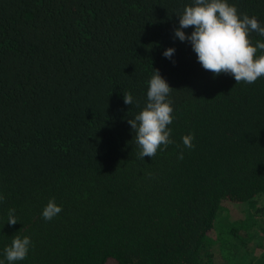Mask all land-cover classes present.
Returning <instances> with one entry per match:
<instances>
[{"label":"trees","instance_id":"16d2710c","mask_svg":"<svg viewBox=\"0 0 264 264\" xmlns=\"http://www.w3.org/2000/svg\"><path fill=\"white\" fill-rule=\"evenodd\" d=\"M227 2L264 26V0ZM186 6L0 0V264L16 236L32 244L13 264H210L214 241L248 243L243 204L264 196V77L203 69L174 35ZM154 70L173 89V143L140 159L128 120ZM50 200L62 211L46 221ZM221 255L215 264H252Z\"/></svg>","mask_w":264,"mask_h":264},{"label":"clouds","instance_id":"9594fccd","mask_svg":"<svg viewBox=\"0 0 264 264\" xmlns=\"http://www.w3.org/2000/svg\"><path fill=\"white\" fill-rule=\"evenodd\" d=\"M178 16L179 27L174 35L181 42H190L203 69L214 76L229 74L236 84H253L264 77V55L257 56L258 50H264V42L257 41L253 46L249 38L252 32L264 36V26L256 17L241 16L236 6L227 0H194V6H186ZM190 27L194 30L186 35L183 29ZM174 53L175 49L170 47L163 55L171 59ZM148 85L146 106L134 119L128 120L140 148V159L146 156L153 158L161 146L166 148L173 143L168 128L174 119L172 102L168 99L173 89L158 70H154ZM123 99L126 105L133 104L134 98L130 93H123ZM182 139L186 148L194 147L193 135H186ZM178 159H183V151L178 154ZM4 199L0 194V202ZM61 211L62 207L50 200L43 209L42 217L50 221ZM17 222L15 209H10L7 223L15 225ZM31 244L28 236L14 237L11 245L5 248L9 264L26 259Z\"/></svg>","mask_w":264,"mask_h":264},{"label":"rangeland","instance_id":"374dc122","mask_svg":"<svg viewBox=\"0 0 264 264\" xmlns=\"http://www.w3.org/2000/svg\"><path fill=\"white\" fill-rule=\"evenodd\" d=\"M264 197V196H263ZM255 198L247 203L243 204V209L245 212L242 216L249 218L248 232L251 233V237L247 244L241 242L239 237H230L229 240L221 244L219 241L218 245L215 241L212 243L214 255L210 258L211 263L215 264V258L217 260L221 259V254H225L230 261L239 259L241 262L245 260H250L252 264H257L262 262L261 256L264 253V208L260 210L257 208L263 206L264 198ZM244 231V228L241 229ZM227 238L226 234H222L221 239ZM261 258V259H260ZM217 264V263H216Z\"/></svg>","mask_w":264,"mask_h":264}]
</instances>
